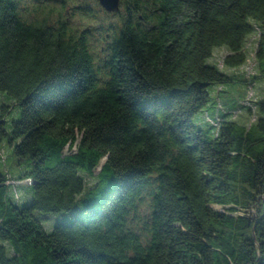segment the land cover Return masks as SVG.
<instances>
[{
  "label": "trees",
  "instance_id": "obj_1",
  "mask_svg": "<svg viewBox=\"0 0 264 264\" xmlns=\"http://www.w3.org/2000/svg\"><path fill=\"white\" fill-rule=\"evenodd\" d=\"M250 19L260 59L264 0H121L118 13L0 0V92L14 101L0 145L29 161L0 174V264H264V118L217 110L214 137L193 122L211 86L235 82L207 63L215 48L229 47L227 67L247 63ZM11 180L32 186L28 205ZM36 212L71 222L49 233Z\"/></svg>",
  "mask_w": 264,
  "mask_h": 264
},
{
  "label": "rangeland",
  "instance_id": "obj_2",
  "mask_svg": "<svg viewBox=\"0 0 264 264\" xmlns=\"http://www.w3.org/2000/svg\"><path fill=\"white\" fill-rule=\"evenodd\" d=\"M249 22L254 26L255 30L251 33L245 42L244 52L247 55V63L241 67L230 68L224 64V59L230 54L228 46L217 47L214 50L213 57L207 60L210 66L218 68L222 73L232 77L235 82L225 86L213 85L209 88L212 101L193 118L194 124L202 129L210 137H214L215 129L207 122V116L214 117L217 110H220V115L225 114L229 120L237 121L241 125H251L257 122L260 118H264V55L260 59L257 58L258 42L262 29L254 19ZM264 53V46H263ZM222 91V93H219ZM14 106V101L5 93L0 92V113L3 106ZM239 108V109H238ZM20 115L19 109H15L9 114V118H18ZM21 163V168L29 169L28 160H20L12 154V149L6 142L0 145V174L12 177L13 179L21 175L18 164ZM102 164L95 170L94 176L89 177L84 175L89 186L96 182L95 177L99 173ZM14 187L9 186L7 194L13 202L19 206L28 205L32 198V186L26 183L19 185L16 181H12ZM18 184V185H17ZM95 209L100 207L97 203ZM218 211H225L226 208L214 206ZM72 214L83 222H87L89 215L84 212L82 204H78L72 211ZM254 210L247 212L241 211L235 216L248 215L253 216ZM35 216L43 225L47 232H52L58 224H68L71 222V217L64 213L61 215H45L36 212Z\"/></svg>",
  "mask_w": 264,
  "mask_h": 264
},
{
  "label": "water",
  "instance_id": "obj_3",
  "mask_svg": "<svg viewBox=\"0 0 264 264\" xmlns=\"http://www.w3.org/2000/svg\"><path fill=\"white\" fill-rule=\"evenodd\" d=\"M107 13H118L121 10V0H97Z\"/></svg>",
  "mask_w": 264,
  "mask_h": 264
},
{
  "label": "built area",
  "instance_id": "obj_4",
  "mask_svg": "<svg viewBox=\"0 0 264 264\" xmlns=\"http://www.w3.org/2000/svg\"><path fill=\"white\" fill-rule=\"evenodd\" d=\"M211 121V123H213L215 126H218L217 124L219 123V121L218 120H216V121H214V120H210Z\"/></svg>",
  "mask_w": 264,
  "mask_h": 264
},
{
  "label": "crops",
  "instance_id": "obj_5",
  "mask_svg": "<svg viewBox=\"0 0 264 264\" xmlns=\"http://www.w3.org/2000/svg\"><path fill=\"white\" fill-rule=\"evenodd\" d=\"M11 183L14 184L13 182H11ZM18 184H19V183H18ZM18 184H17V185H18ZM19 185H22V184H19ZM12 186H14V185H12Z\"/></svg>",
  "mask_w": 264,
  "mask_h": 264
}]
</instances>
